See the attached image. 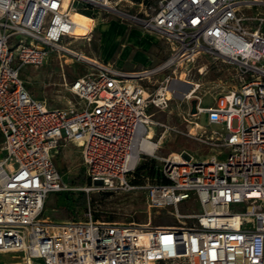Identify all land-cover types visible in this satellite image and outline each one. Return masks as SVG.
<instances>
[{"label": "built area", "instance_id": "obj_1", "mask_svg": "<svg viewBox=\"0 0 264 264\" xmlns=\"http://www.w3.org/2000/svg\"><path fill=\"white\" fill-rule=\"evenodd\" d=\"M121 1L0 0V255H15L9 264H264V14H248L264 0H161L143 17L121 11ZM98 9L163 39L167 59L127 73L72 51L64 42L75 39L72 15ZM202 50L238 70L211 106H201L194 86L142 82ZM56 52L91 72L67 86L73 102L50 109L28 93L19 71ZM175 96L179 104L196 99V114L188 105L184 121L205 115L207 126L223 131L202 141L216 154L170 153L153 182L134 185L137 168L174 132L153 118ZM156 130L163 131L157 140ZM67 144L79 149L91 186L143 190L147 208L171 209L177 224L106 223L89 209L78 221L42 218L48 195L70 190L54 164ZM190 200L198 211L182 214Z\"/></svg>", "mask_w": 264, "mask_h": 264}, {"label": "rangeland", "instance_id": "obj_2", "mask_svg": "<svg viewBox=\"0 0 264 264\" xmlns=\"http://www.w3.org/2000/svg\"><path fill=\"white\" fill-rule=\"evenodd\" d=\"M160 1L122 0L118 8L128 15L143 17L155 13ZM256 12L264 14V7L253 9L248 14ZM75 21L79 25L72 31L75 39H65L64 42L69 43L72 51L86 58L109 65H115V62L119 60L131 62L135 59L148 60L153 64L161 61V55L157 57L155 47L150 46L147 51H144L143 43L147 39L146 33L144 31L141 34L143 31L141 27L127 17L117 16L108 9H98L86 16L76 13ZM122 27L126 28L117 40L115 39L118 35L117 29ZM90 28L91 31L87 34ZM150 34L164 43L168 57L169 45L157 35ZM130 67L127 63L123 64V72L130 70ZM140 70L137 66L132 71ZM171 70L172 68L161 74L158 80L166 75L178 77L183 73L187 81L198 85L194 97L201 101L202 107L211 106L213 96L236 84L235 80H231V66L220 60H214L208 55H200L194 63L183 65L182 69L175 71L174 76ZM89 72H91V66L69 55L56 52L51 54L41 66H23L19 71V78L25 83L28 93L33 98L44 102L47 108L56 109L66 107L69 101L73 102L74 99L68 92L67 86L75 78ZM185 91L187 87H181L180 92ZM188 105L190 104H179L175 96L171 99L167 110L154 112V121L173 129L174 132L169 130L162 136L155 158L141 163L146 167L135 172L136 185L153 182L160 168V159L170 153L183 151L190 153L197 160L207 159L216 154L212 147L205 145L202 141H209L214 130L221 135L224 134L223 131L218 127L207 126L205 115H200L198 118H186L187 121H184L183 116H185ZM152 112V109L148 111V113ZM194 124L200 128L195 127ZM162 130L155 131L154 139L157 140L163 134ZM54 164L62 183L70 190L48 195L42 218L49 222L69 221L66 214L68 210L73 220H82L83 214L89 209L94 218L106 223L143 225L150 220L153 226H175L177 224L171 215V209H148L143 190L110 192L91 186L81 163L79 149L72 144L54 155ZM82 195L87 198L85 203L82 202ZM198 209L197 203L191 200L179 206L182 214L195 213ZM14 256L0 255V264L17 262Z\"/></svg>", "mask_w": 264, "mask_h": 264}, {"label": "crops", "instance_id": "obj_3", "mask_svg": "<svg viewBox=\"0 0 264 264\" xmlns=\"http://www.w3.org/2000/svg\"><path fill=\"white\" fill-rule=\"evenodd\" d=\"M125 28L126 27H122V28H118L117 29V34L118 35H116V37H115V39H119L120 37H121V35L123 34V32H124V30H125ZM143 32L144 31H142L141 32V34H143ZM146 34H145V37H147V39H146V41L143 43V45H144V51H147L148 50V48H150V46H152V47H155V49H156V51H157V53H156V55H157V57L159 56V55H161L159 58L161 59V61L160 62H158V63H154L153 64V62H151V61H148V60H142V61H138V60H133L132 62L131 61H129V60H123V61H121V60H119V61H116L115 62V65H111V66H113L114 68H116V69H118V70H122V65L123 64H128L129 66H131L130 67V70H125L124 72H127V73H131V72H133L132 70L135 68V67H137L138 66V69H149V68H153V67H155V66H157V65H159V64H161L162 62H164L166 59H167V49H166V47H164V43L160 40V39H158L157 37H155L154 35H152V34H150V33H147V32H145ZM158 47V48H157ZM85 57V56H84ZM91 60V59H90ZM103 64H105V63H103ZM106 65H109V64H106ZM131 68H132V70H131ZM123 71V70H122ZM206 118V117H205ZM1 141H2V138H1V135H0V145H1ZM67 145H69V144H67ZM67 145H65L64 147H62V148H60L59 149V151L57 152V153H59L62 149H64ZM80 154V153H79Z\"/></svg>", "mask_w": 264, "mask_h": 264}, {"label": "bare ground", "instance_id": "obj_4", "mask_svg": "<svg viewBox=\"0 0 264 264\" xmlns=\"http://www.w3.org/2000/svg\"><path fill=\"white\" fill-rule=\"evenodd\" d=\"M75 15H76V13H74L73 15H72V20L74 21V23H76V21H75ZM76 25L77 26H79L77 23H76ZM200 55H208V56H210L212 59H214V60H220V59H218V58H215L214 56H212L208 51H199V52H197V53H195L194 55H192V56H190V57H188L187 59H185L184 61H182L181 63H179L178 65H176L175 67H172V70H171V74H173V76L175 75V71L177 70V69H182V67H183V65H189V64H192V63H194L195 62V60L198 58V56H200ZM86 58V57H85ZM88 61H91L89 58H86ZM222 63H224V64H228L227 62H224V61H222V60H220ZM229 66H231V80H235L236 81V79H237V76H235L236 75V73H238V70H237V68L235 67V66H233V65H230V64H228ZM171 69V68H170ZM169 70V69H168ZM164 72H166V71H164ZM164 72H162V73H160V74H158V75H156L155 77H153L152 79H148V78H145L144 80H142V82H144V83H146V82H151V81H154L155 82V84L156 85H158L160 82H165V81H167V80H175V81H177V82H180V83H183V84H185V85H187V87L188 86H194L195 87V89H197L198 88V85H196V84H194V83H191V82H189V81H187L186 79H185V75L183 74V73H181L178 77H171V76H169V75H166V76H164V77H162L161 79H159L158 80V77L161 75V74H163ZM147 147H149L148 145H146V146H144V148H147Z\"/></svg>", "mask_w": 264, "mask_h": 264}, {"label": "trees", "instance_id": "obj_5", "mask_svg": "<svg viewBox=\"0 0 264 264\" xmlns=\"http://www.w3.org/2000/svg\"><path fill=\"white\" fill-rule=\"evenodd\" d=\"M78 13H80V14H82V15H87L88 13H82V12H78ZM146 167V165L145 164H143V165H141V166H139L138 168H137V170L136 171H138L140 168H145ZM135 175H136V173H135ZM130 182L132 183V184H134V185H136L137 183H136V181H135V179H133V180H130ZM88 183H89V181H88ZM81 199H82V202L83 203H85V201L87 200V198H86V196L85 195H82V197H81ZM66 214H67V216H68V218H69V220H73L72 219V215H71V212L68 210V211H66ZM95 220H97L96 218H94Z\"/></svg>", "mask_w": 264, "mask_h": 264}, {"label": "water", "instance_id": "obj_6", "mask_svg": "<svg viewBox=\"0 0 264 264\" xmlns=\"http://www.w3.org/2000/svg\"><path fill=\"white\" fill-rule=\"evenodd\" d=\"M190 114H191V115L196 114V100H195V99H193V100L190 102Z\"/></svg>", "mask_w": 264, "mask_h": 264}]
</instances>
